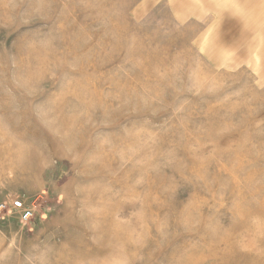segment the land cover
Listing matches in <instances>:
<instances>
[{
  "label": "rangeland",
  "instance_id": "obj_1",
  "mask_svg": "<svg viewBox=\"0 0 264 264\" xmlns=\"http://www.w3.org/2000/svg\"><path fill=\"white\" fill-rule=\"evenodd\" d=\"M1 203L0 264H264V0H0Z\"/></svg>",
  "mask_w": 264,
  "mask_h": 264
},
{
  "label": "built area",
  "instance_id": "obj_2",
  "mask_svg": "<svg viewBox=\"0 0 264 264\" xmlns=\"http://www.w3.org/2000/svg\"><path fill=\"white\" fill-rule=\"evenodd\" d=\"M4 207H5V204L4 203H1L0 204V210L2 208H4ZM12 207L15 208V209H18L20 211L19 212L20 213L19 217H20V219L22 221H28L30 219V217L33 215L32 209L29 206L25 205L20 200L13 201Z\"/></svg>",
  "mask_w": 264,
  "mask_h": 264
}]
</instances>
